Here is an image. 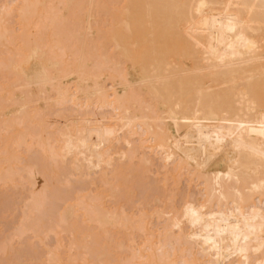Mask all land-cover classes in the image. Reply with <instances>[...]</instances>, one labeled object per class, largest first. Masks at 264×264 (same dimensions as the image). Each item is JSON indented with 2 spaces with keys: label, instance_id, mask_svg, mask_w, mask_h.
I'll return each instance as SVG.
<instances>
[{
  "label": "bare ground",
  "instance_id": "1",
  "mask_svg": "<svg viewBox=\"0 0 264 264\" xmlns=\"http://www.w3.org/2000/svg\"><path fill=\"white\" fill-rule=\"evenodd\" d=\"M2 45L32 264H264V0H0Z\"/></svg>",
  "mask_w": 264,
  "mask_h": 264
},
{
  "label": "rangeland",
  "instance_id": "2",
  "mask_svg": "<svg viewBox=\"0 0 264 264\" xmlns=\"http://www.w3.org/2000/svg\"><path fill=\"white\" fill-rule=\"evenodd\" d=\"M6 48V49H5ZM2 49V50H1ZM3 50H4V52H3ZM5 50H7V47H6V45H2L1 47H0V58L1 57H3V56H6V54H4V53H7V51H5ZM3 54H2V53ZM17 64H19V63H16L15 62V65L16 66H19V65H17ZM9 65H11V63L9 64ZM12 66H14V65H12ZM10 68V67H9ZM1 69V68H0ZM4 71H7V72H4ZM8 71L9 70H4V69H1V71H0V82H2L3 84H5V81L7 82V78H4V77H7V75H4V74H7L8 73ZM4 72V73H3ZM2 73V74H1ZM3 75V76H2ZM4 81H3V80ZM12 82V81H11ZM21 81H19L18 83H20ZM18 85V84H17ZM22 88V86L19 84L18 86H15V88H13V89H15V91H18L19 89H21ZM12 149V150H11ZM13 147H12V145L10 146L9 145V149H8V151H9V153H11V154H13V155H15L16 153H17V151H13ZM13 151V152H12ZM15 152V153H14ZM32 152H34V151H31L30 153H27V154H30V155H27L28 157H30V156H33L32 155ZM33 154H35V152L33 153ZM25 155V154H24ZM152 174V173H151ZM150 174V176L152 177V175L153 176H155V174H152L151 175ZM74 184H76V183H74ZM4 185V186H3ZM7 186V187H6ZM71 186H73V185H71ZM21 187V188H20ZM14 188V189H13ZM7 189V190H6ZM17 189V190H16ZM0 190H1V193H0V241H6V242H0V248H2L1 250H0V259H2V260H0V264H32V263H34V261L36 262V260H34V259H36V257H41L42 258V256H44V257H46V255H44V254H46V252H43L44 250H45V245L42 243V242H37V240L36 239H38V238H36V237H34V236H32V235H34V233H35V231L33 230V228L36 230L37 229V225L36 226H34L32 229H27V227H26V225H34V223H28V221L27 220H29L28 218L29 217H33V216H35V213L33 214V216H32V212H35V211H38L37 209L34 211V209H32L33 211L31 212L30 210L31 209H28V208H26V207H24V208H22L24 205V203H23V201H24V198L26 197L25 195H27V192L28 191H26V189L24 188V187H22V184H20V183H18V185H16V184H12V183H9V184H2V185H0ZM20 190V191H19ZM16 191H17V193L19 194H16ZM22 191H25V193L24 192H22ZM45 191H47V190H45ZM44 191V192H45ZM13 192H15V193H13ZM47 193V192H46ZM46 193H43V194H41L40 196L41 197H44V194H46ZM13 194V195H12ZM48 194V196H49V193H47ZM47 194L45 195L46 197H47ZM3 195V196H2ZM4 195H5V197H4ZM43 195V196H42ZM7 196V197H6ZM14 197H16V198H18V200L16 199V198H14ZM45 197V198H46ZM14 198V199H13ZM40 198V197H39ZM47 198H49V197H47ZM15 200H17V202L15 201ZM20 200H22V201H20ZM46 200V199H45ZM45 200H41V201H45ZM21 204H20V203ZM49 202V200H47L46 201V203H48ZM16 203V204H15ZM18 203V204H17ZM43 203V202H42ZM46 203H44V204H46ZM20 206H21V208H20ZM5 207V208H4ZM15 210V211H14ZM25 210H27L26 212H25ZM28 210L30 211L29 213H31L30 215H29V217L27 218V219H23V212H25V213H28ZM42 210V209H41ZM7 211V212H6ZM21 212H22V214H21ZM9 213V214H8ZM37 213H40V212H37ZM41 215H44V213H43V210L41 211ZM17 214V215H16ZM9 215H10V217H9ZM21 215V216H20ZM27 216H28V214H26ZM45 215H46V213H45ZM48 215V214H47ZM20 216V217H19ZM37 216V215H36ZM49 216V218L51 219L50 221H52V219L53 218H51L50 217V215H48ZM47 216V217H48ZM2 218H4V219H2ZM11 218V219H10ZM41 219L42 217H38V219ZM43 218H45V216L43 217ZM18 219V220H17ZM23 219V220H22ZM34 219H36V220H38L37 218H34ZM34 219H30L29 221H33ZM21 220V221H20ZM42 220V219H41ZM39 222H41L40 220H38ZM37 221V222H38ZM43 221H47L48 223H49V220H42V222ZM18 223H21V225H19ZM22 223H24V225L22 224ZM36 223V222H35ZM12 224H16V226H14V225H12ZM38 224H40V223H38ZM9 226H11V227H9ZM28 226V227H29ZM31 226V227H32ZM39 226V225H38ZM26 227V228H25ZM40 227V226H39ZM38 227V228H39ZM14 228V229H13ZM12 229V230H11ZM26 229V230H25ZM20 230V231H19ZM41 229H39V233H41L40 235V237H41V239H43L44 240V242L45 243H47L48 245H55V243H56V240H54L56 237L52 234V233H47V232H45L44 230H41ZM11 231V232H10ZM24 231H27L26 233H24ZM30 231V232H29ZM10 232V233H9ZM15 232V233H14ZM32 232V233H31ZM36 232H37V230H36ZM16 234H18V235H16ZM22 234H23V236H22ZM50 234H52V235H50ZM64 234V235H63ZM28 235V236H27ZM45 235H48V236H45ZM16 236V237H15ZM30 236H32V237H30ZM43 236V237H42ZM53 236V238H48V237H52ZM62 236H63V242L64 243H66V241L68 242V238L69 237H65L66 236V233L65 232H63V233H60V237L62 238ZM55 237V238H54ZM13 238H15V239H13ZM17 238V239H16ZM25 238V239H24ZM35 238V239H34ZM32 239V240H31ZM57 239V238H56ZM17 240V241H16ZM31 240V241H30ZM11 241V242H10ZM48 241V242H47ZM55 241V242H54ZM33 242H35V243H33ZM4 243V244H3ZM38 244V245H37ZM41 244V245H40ZM2 245H3V247H4V249H3V247H2ZM17 248H16V247ZM27 246V247H26ZM6 247V248H5ZM11 248V249H10ZM44 248V249H43ZM6 249V250H5ZM17 250V251H16ZM29 250V251H28ZM31 250V251H30ZM1 251L3 252V253H1ZM40 251L42 252V253H40ZM6 253V254H5ZM13 256H12V255ZM7 255V256H6ZM16 255V256H15ZM20 255V256H19ZM6 256V257H5ZM10 256V257H9ZM18 256V257H17ZM24 256V257H23ZM34 256H36L35 258H33ZM9 257V258H8ZM13 257V258H12ZM22 257V258H21ZM26 257V258H25ZM43 257V258H44ZM84 257V256H83Z\"/></svg>",
  "mask_w": 264,
  "mask_h": 264
}]
</instances>
